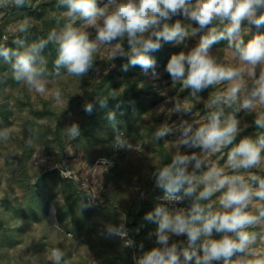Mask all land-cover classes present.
I'll return each instance as SVG.
<instances>
[{
  "label": "clouds",
  "instance_id": "obj_1",
  "mask_svg": "<svg viewBox=\"0 0 264 264\" xmlns=\"http://www.w3.org/2000/svg\"><path fill=\"white\" fill-rule=\"evenodd\" d=\"M25 6H31L30 0H0L2 11ZM57 6L66 8L62 27L53 28L46 38L27 46L20 38L13 40L16 48L0 45V57L10 65L16 83L41 95L50 94L58 104H64L62 91L58 87L49 90L47 85L50 77L61 76V68L68 76L83 77L94 68L96 54L107 50L109 61L127 57L123 71L139 66L145 75L151 70L152 76L158 77L156 60L150 53L159 51L164 44H183L198 35L199 41L190 51L171 55L165 71L173 82L179 81L184 89H191L192 98L227 82L224 90L210 97L206 107L215 110L210 111L206 123L180 124V135L174 142L177 153L169 164L154 173L156 187L163 191V201H187L188 205L169 210L160 204L145 215L146 221L157 225V246L134 257L135 264H264V249L256 247L258 239L264 243V176L250 171L264 172V132L255 139L245 136L234 144L241 128L233 114L241 109L264 107V33L255 34L247 42L244 39L246 31L251 30L245 28V22L257 29L264 27V0H106L102 5L98 0H57ZM177 16L195 22L198 27L185 25L180 19L168 23ZM215 21L222 27H209ZM31 27V18L25 17L17 21L14 31L26 34ZM88 27L95 29L94 39H90ZM205 29L206 33L200 34ZM221 40L227 41L236 65L220 64L212 55V46ZM49 45L57 53L53 71L48 70L43 54ZM107 102L108 97L101 99L100 107H106ZM94 107L86 102L83 110L91 115ZM225 107L233 112L226 115ZM191 108L189 103H177L174 111L189 113ZM108 119L114 121L115 113L110 112ZM254 124L264 130V111L258 112ZM171 132L165 125L153 138L159 141ZM67 134L72 138L79 136V125L72 123ZM0 138H8L7 130L0 132ZM115 145L131 147L119 133ZM228 146L231 147L226 167L232 174L225 167L207 162L208 155ZM181 147L199 148L201 154H181ZM217 193L220 195L213 200ZM257 226L260 233L250 231ZM214 233L220 234V238H213ZM101 234L128 236L123 224L109 225ZM180 236L187 237L186 246L183 241L172 242V237ZM125 244L131 247L134 242L126 239ZM140 248L143 249L142 244ZM63 256L55 248L50 259L61 264Z\"/></svg>",
  "mask_w": 264,
  "mask_h": 264
},
{
  "label": "trees",
  "instance_id": "obj_2",
  "mask_svg": "<svg viewBox=\"0 0 264 264\" xmlns=\"http://www.w3.org/2000/svg\"><path fill=\"white\" fill-rule=\"evenodd\" d=\"M30 2L31 6L20 9L0 10V15H3L4 20L28 17L32 19L33 24V27L26 34L16 32L8 36H4L0 27V45L16 48L17 45L13 43V40L20 38L25 41V46H27L40 38H46L53 28L59 29L63 26L65 20L62 13L66 11V8L58 7L57 0H41L38 6L33 5V0ZM98 3L102 5L105 0H98ZM177 19H180L185 25L190 24L191 27H198L195 22L187 21L182 16L173 17L168 23H174ZM79 23L78 21L77 24ZM213 26L222 27L219 21L209 25V27ZM249 27L251 30L244 34L245 42L257 33H264V27L257 29L255 26H248L246 29ZM206 31L207 29L200 34H204ZM4 37H7V40ZM90 39L92 38L90 37ZM198 41L199 38L197 43ZM187 42L188 39L179 45L164 44L159 51L150 53V55L156 60V72L158 73L156 81L166 80L172 86L171 94H179L180 97L189 99L191 98V89H184L179 81L173 82L165 71L171 55L178 54L180 51H188ZM123 44L127 50V41L125 40ZM227 47V41L221 40L212 46L211 53L222 55ZM43 54L48 60V70L53 71L54 60L57 55L55 48L49 45ZM127 62V57L117 58L111 61L107 70L97 73V57H95L94 68L91 69L92 73L89 78L84 77L85 88L81 92H76V96L72 97L66 113L77 117L75 123L80 128L79 136L73 138V141L85 149L103 146L102 155L107 159L112 158L114 160L115 165L112 172H115L117 177L121 175L120 159L123 158V156H118L121 154L122 148L115 145V137L118 133L122 134V139L128 141L127 144L137 145L144 142L153 146V151L159 158V162L150 166L151 170L146 182L147 187L139 197L137 207L135 209L125 208L124 211H121L126 215L125 221L115 222V215L117 216L115 203L109 202L110 204L104 207V216L96 214L93 207H84L83 201L87 193L80 190L75 179L65 177L57 170L37 171L35 175H31L30 163L35 148L30 140L25 138L21 142L20 152L14 159L12 161L6 159V165H9L10 169L6 179L7 189L4 195L0 197V264H22L21 262L23 264H54L53 260L45 262L39 254L40 247L45 244V236L39 238L34 248H28L22 252L21 257H19L21 262L18 261V254H12V252H16L15 249V251L12 249L21 241L20 239L28 227H34V225L43 222H48L51 226L55 224L50 218L52 207L56 208L57 223L66 230V233L71 234L74 241L81 239L88 249L95 250L100 260L99 263H94L91 260L76 261L72 259L71 253H69L67 257L62 258L61 264H135L133 249L123 245L119 248V244L115 245V242L112 241L115 237H107L101 234L109 225L115 226L116 224L118 226L124 223L123 225L128 226L130 231L128 236H134L135 243L143 245L142 253L156 246L153 238L156 237L157 225L146 221L144 217L148 212L154 211L156 206L164 204L161 199L163 191L156 187L154 173L160 167L171 162L173 158L172 145L180 132L179 130L171 132L159 141L154 140L153 134L160 127L166 125L171 129L173 128L171 126L173 117L168 119L165 112H161L158 108L166 97L158 91L160 87L154 85V80L151 79V70L147 75L139 66H130L127 71H123L122 66ZM69 77L71 76L67 75L66 70L61 68L60 77L53 76L49 79L51 82H56ZM10 83L18 84L12 79L10 65L4 62L3 57H0V132H4L5 127L11 123L10 118L13 112L10 95L8 92H4ZM113 91L116 93L115 96L110 95ZM104 97H108L107 106L101 108L99 101ZM42 102V109L32 110L31 114L36 119L50 117L51 120L47 125L42 126V134L46 137L52 135L60 146V153L63 154L64 141L61 135V116L64 117L65 114L61 115L58 112V108L53 105L52 100L47 99L42 100ZM86 102H91L95 106L91 115L86 114L83 110ZM213 110L215 109L204 108L201 110L200 114L205 116L204 123L207 122L208 115ZM229 110L225 107L226 115ZM110 112L115 113L114 121L108 119ZM192 112L194 109H191L189 113H184V117L189 116ZM148 121H152V124H147ZM254 121L252 119L251 125L238 134L234 144L245 136L255 139L264 132L255 126ZM29 123L34 128L37 120L32 119ZM230 147L225 148V156H223L222 162L227 158ZM192 151L194 152L195 149ZM114 154H117L116 159H114ZM58 195H60V199L57 198ZM184 205L187 206L188 202L185 201ZM107 214H112L110 224L103 222ZM259 229L260 227L257 226L250 231L255 230L257 232ZM213 238L219 239L220 234L214 233Z\"/></svg>",
  "mask_w": 264,
  "mask_h": 264
},
{
  "label": "rangeland",
  "instance_id": "obj_3",
  "mask_svg": "<svg viewBox=\"0 0 264 264\" xmlns=\"http://www.w3.org/2000/svg\"><path fill=\"white\" fill-rule=\"evenodd\" d=\"M40 2L41 0H33L32 3L34 6H38ZM23 18L25 17H21L20 19H10L7 21L3 19V15H0V27L4 36L16 33L14 31L16 23ZM244 26L245 28L248 27L247 23H245ZM10 29L13 30L10 31ZM86 30L90 33V37L94 39L96 34L95 29L88 27ZM198 38L199 36L188 38V51L197 45ZM212 55L215 56L217 62L220 64L226 66L237 64V61L231 56V49L228 47L222 55L218 53H212ZM96 57V72L98 73L102 70H107L111 64V61L107 59V50H102L100 53L96 54ZM89 71L90 72L83 77L79 78L71 76L61 81L50 82L47 85L49 90L56 87L60 88L62 91V99L64 100V104L62 105L58 104L50 94L46 93L45 95H41L35 93L34 91H30L23 84L15 85L10 83L7 85L4 92H8L10 95L9 97L13 113L10 118L11 123L5 127V130L8 132V138H0V197L4 195V192L7 189L6 179L9 175L10 167L9 165H6V159L12 161L20 152L19 148L21 146V142L25 138H28L35 148V153L33 155L32 162L30 163L31 175H35L37 171L57 170L61 175L75 179L80 190L87 193V197L85 196V200L83 201L84 207H93L96 214L104 216V207H107V204H110L109 202H114L117 208V213L115 212L117 214V216L115 215V222H124L126 215L121 211H124L125 208L135 209L137 207L139 197L142 193H144V189L147 187L146 182L151 170L150 166L158 164L159 158L153 151V146L151 144L148 145L144 142H140L137 145L128 144L131 147L122 148L121 154L118 155L119 157L123 156V158L120 159L121 175L120 177H117L115 172H112V168L115 165L114 160L108 161L107 164L104 162L107 158L102 155L104 149L103 146L85 149L75 143L73 138L67 134L68 127L72 123L76 122L75 120L77 117L73 114L66 113V110L70 106L72 97L76 96V92H81L85 88L84 77L89 78L92 73L91 70ZM258 75L259 69H257V76ZM151 79L154 80L155 86L160 87L158 89L160 94L166 97L164 102L159 105L158 108L161 112H165L168 119L173 117V122L171 123V126L173 127L172 132H177L183 121H187L194 126L204 123L205 116L200 114L201 110L204 108L209 109L206 105L210 97L216 91H222L227 87V82H225L224 84L208 88L206 91L198 93V98L191 97L188 99L180 97L179 94H171L170 90L172 86H170L166 80L157 82L156 79H158V77L153 76ZM248 84L250 87L251 80H248ZM47 99L52 100L53 105L58 108L57 110L61 115L65 114L63 117L58 113L62 117L61 135L63 136L64 141L63 154L60 153V146H58V143H56V140L52 135L46 137L42 134V126L47 125L49 120H51L50 117L36 119L35 116L31 114L32 110H41L43 106L42 100ZM177 103H180L181 105L189 103L192 105L191 109H194V112H192L189 116L184 117L183 112L178 113L174 111ZM260 111H264V107H257L253 110L241 109L239 112L233 113L239 121L241 132L251 125L252 119L255 120L258 112ZM231 112H233L232 109L228 111V113ZM32 119L37 120L34 128H32L29 123ZM190 119L193 120L191 121ZM147 124H152V121H148ZM174 142L172 145L173 156L178 150ZM194 149V152L201 154V150L199 148ZM179 151L181 154L189 155L193 152L192 149L185 147L179 148ZM223 156H225V148H223L219 153L208 155L207 162L209 164L214 163L219 167H225V171L232 174L231 170L226 167L227 158L223 162L221 161ZM116 158L117 154H114V159ZM189 171H192L191 167L189 168ZM240 171L241 174L246 175L244 170ZM250 171L264 176V172H261L260 169H251ZM197 174H199V172ZM219 195L220 194L217 193L213 200H215ZM59 197L60 195L57 196L58 199H60ZM164 205L167 206L169 210L176 207H186L184 203L175 204L167 201H164ZM55 213L56 208L52 207L50 209V218L55 223L53 226H51L48 222H43L39 225H34V227H28L23 233V236L20 239L21 241H19L17 246L12 249V251L16 250V252H12V254H18V261H22L19 257H21L23 251L28 248H34L35 243L39 240V238L41 236H45V244L40 247L39 250L40 257L45 262L52 261L50 259L51 251L55 248H59L64 253L63 258L67 257L69 253H71L72 259H75L76 261L91 260L94 263H99L100 260L97 252L95 250L88 249L87 245H85L81 239L74 241L72 235L66 233V230L57 223ZM111 217L112 214H107V217L103 219V222L105 224H110ZM115 226L117 225L115 224ZM125 228L129 234L130 231L128 226H125ZM257 232L260 233L261 228L257 230ZM126 239H131L134 242L133 246L130 247L133 249V258L143 254L142 249L140 248L141 244L135 243L134 236H127L126 238L115 237L112 241L115 242V245L119 244V248H121V245L126 246ZM153 241L156 243L155 236ZM175 241H183L186 246L187 237H172V242ZM256 247L264 249V243L258 239ZM21 263L23 264V262Z\"/></svg>",
  "mask_w": 264,
  "mask_h": 264
},
{
  "label": "built area",
  "instance_id": "obj_4",
  "mask_svg": "<svg viewBox=\"0 0 264 264\" xmlns=\"http://www.w3.org/2000/svg\"><path fill=\"white\" fill-rule=\"evenodd\" d=\"M105 161H112V158H111V159H107V160H105Z\"/></svg>",
  "mask_w": 264,
  "mask_h": 264
}]
</instances>
